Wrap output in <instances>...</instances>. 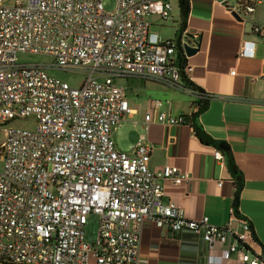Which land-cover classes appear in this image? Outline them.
Instances as JSON below:
<instances>
[{
  "label": "built area",
  "instance_id": "1",
  "mask_svg": "<svg viewBox=\"0 0 264 264\" xmlns=\"http://www.w3.org/2000/svg\"><path fill=\"white\" fill-rule=\"evenodd\" d=\"M115 1L108 12L102 0H0V264H142L147 220L174 233H201L211 251L222 247L211 261L233 253L245 264H264V247L251 254L254 231L234 205L223 225L192 219L164 197V182L181 184L187 172L171 164L153 172L145 137L130 151L117 148L112 131L131 108L116 79L210 96L182 78L192 70L185 46L198 47L199 33L162 39L150 32L151 16H172L171 0ZM261 1L234 0L229 9L246 19ZM253 31L264 39V25ZM254 51L255 42L245 41L240 55ZM22 55L46 60L22 62ZM53 70L79 76L68 80ZM25 118L34 119L33 128L14 124ZM155 121L192 125L187 115L148 111L146 127ZM214 157L224 154L217 149ZM90 216L98 220L93 240L86 238Z\"/></svg>",
  "mask_w": 264,
  "mask_h": 264
},
{
  "label": "crops",
  "instance_id": "2",
  "mask_svg": "<svg viewBox=\"0 0 264 264\" xmlns=\"http://www.w3.org/2000/svg\"><path fill=\"white\" fill-rule=\"evenodd\" d=\"M172 16H151L154 37L174 39L199 33L198 51L186 59L192 67L191 82L210 96L208 106L199 112L195 95L172 85L138 77L125 78L131 112L112 131L119 150L130 151L142 137L151 147L150 168L159 172L171 164L188 173L181 184L164 182V197L183 207L188 217L208 216L215 225L225 224L234 205L235 180L227 158L214 157L217 150L194 130L193 116L213 139L224 141L244 176L237 214L249 220L255 239L251 254L264 247V39L253 31L264 25V0L246 19H238L229 9L234 0H189L186 26L182 28L179 0ZM245 41L255 42L253 56H241ZM184 58L182 50L178 52ZM232 71H236L235 74ZM156 101L160 105L156 106ZM198 105V110H196ZM148 111L187 115L191 124L145 125ZM221 182L219 185L218 183ZM236 230L240 222H234ZM222 247L211 251L201 233L171 232L153 221L143 223L139 257L142 264H245L229 253L218 256Z\"/></svg>",
  "mask_w": 264,
  "mask_h": 264
},
{
  "label": "trees",
  "instance_id": "3",
  "mask_svg": "<svg viewBox=\"0 0 264 264\" xmlns=\"http://www.w3.org/2000/svg\"><path fill=\"white\" fill-rule=\"evenodd\" d=\"M178 4H179V9H180L181 18H182V28H184L186 26V20H187L188 15H189L190 3H189V0H179ZM179 60L183 61L182 56L180 54H179ZM180 65H183V63H180ZM182 78L187 85H191V86L194 85L188 79V77L184 74V72H182ZM208 103H209V98L200 99L198 101L199 112H202L203 110H205L208 106ZM193 122H194L193 124H194L195 133L204 142H206L208 144H212L213 146H215V148L220 150L225 155V157L227 158V163L229 165V169H230V171L234 177V180H235L234 182H235L236 190H235V197H234V206L237 208L238 204H239V196H240V193L244 187V176H243L242 172L239 171L229 146L224 141H219V140H216V139H213L212 137H210L203 130V128L198 124V122L196 121V115L193 116Z\"/></svg>",
  "mask_w": 264,
  "mask_h": 264
},
{
  "label": "rangeland",
  "instance_id": "4",
  "mask_svg": "<svg viewBox=\"0 0 264 264\" xmlns=\"http://www.w3.org/2000/svg\"><path fill=\"white\" fill-rule=\"evenodd\" d=\"M173 8H174V1L171 0ZM102 4L103 7L105 8L106 11L110 12L115 8L116 5V1L115 0H102ZM258 5V4H257ZM46 60L45 56H41V55H22L20 56V61L22 62H42ZM53 74L58 75L62 78L68 79V80H74L77 79L79 74H74V73H69V72H65L62 70H53L52 71ZM118 81H120L121 83H125L126 84V80L125 78H119L117 79ZM15 125L17 126H21V127H25V128H33L35 121L33 118H25V119H19L17 121L14 122ZM97 224H98V220L96 216H90V219L88 221V224L86 225V238L88 240H93L96 234V230H97Z\"/></svg>",
  "mask_w": 264,
  "mask_h": 264
},
{
  "label": "water",
  "instance_id": "5",
  "mask_svg": "<svg viewBox=\"0 0 264 264\" xmlns=\"http://www.w3.org/2000/svg\"><path fill=\"white\" fill-rule=\"evenodd\" d=\"M234 15L238 19H241L237 14L234 13ZM185 51H186L187 55L191 56V55L195 54L198 51V47H191V46L186 45L185 46Z\"/></svg>",
  "mask_w": 264,
  "mask_h": 264
}]
</instances>
